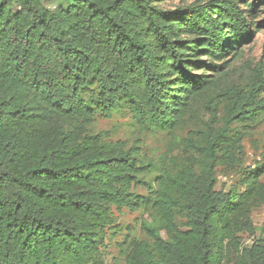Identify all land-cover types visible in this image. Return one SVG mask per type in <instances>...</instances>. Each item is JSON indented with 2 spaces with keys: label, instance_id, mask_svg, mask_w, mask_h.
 <instances>
[{
  "label": "trees",
  "instance_id": "1",
  "mask_svg": "<svg viewBox=\"0 0 264 264\" xmlns=\"http://www.w3.org/2000/svg\"><path fill=\"white\" fill-rule=\"evenodd\" d=\"M47 1L0 0V264H105L114 206L149 213L121 245L125 264H264V243L239 239L264 205V153L217 189L218 167L240 161L233 125L264 115V71L230 78L264 0ZM199 107L208 118L179 137ZM120 112L171 134L180 160L94 132Z\"/></svg>",
  "mask_w": 264,
  "mask_h": 264
},
{
  "label": "rangeland",
  "instance_id": "2",
  "mask_svg": "<svg viewBox=\"0 0 264 264\" xmlns=\"http://www.w3.org/2000/svg\"><path fill=\"white\" fill-rule=\"evenodd\" d=\"M195 0H166L160 6L165 9H174L180 5L190 4ZM61 5L67 6L66 0H50L46 6L52 10L58 9ZM264 10V9H261ZM259 14L258 20L262 23L260 31L254 34L253 39L245 45L244 55L232 62L233 70L230 73L232 82H249L247 78L250 70L255 66L264 71V11ZM264 97V94H263ZM197 117L192 123L183 126L177 131L179 137L186 136L200 120L207 119L208 115L202 107L197 108ZM194 115V116H195ZM197 118V119H196ZM199 123L198 126H200ZM234 130L243 133L241 144L242 149L238 154V161L232 167L220 166L217 169V189L228 192L239 186L243 172L253 170L263 161L264 153V115L256 123H249L247 126L233 125ZM92 129L95 133L102 134L107 140L124 141L128 146H140V151L146 158L154 159L158 164L166 161L170 156H182L178 143L173 136L166 132H143L137 128L132 117L128 113H115L110 118L97 116L93 122ZM157 171L144 176L146 180L153 181ZM264 181V175L262 177ZM133 191L141 196H148L150 191L145 185H137ZM112 223L105 229L103 237L105 264H125L121 245L129 237H143L141 222L149 219V213L144 208L130 210L127 207L112 208ZM253 230L240 235V242L243 246H251L257 241L264 243V205L254 209L251 213Z\"/></svg>",
  "mask_w": 264,
  "mask_h": 264
}]
</instances>
